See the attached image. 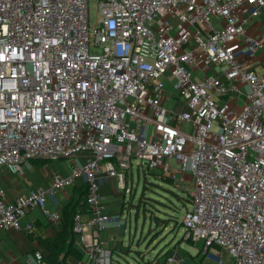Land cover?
Masks as SVG:
<instances>
[{
    "label": "built area",
    "instance_id": "built-area-1",
    "mask_svg": "<svg viewBox=\"0 0 264 264\" xmlns=\"http://www.w3.org/2000/svg\"><path fill=\"white\" fill-rule=\"evenodd\" d=\"M96 10L90 23L88 0H0V167L71 161L13 200L0 187V231L35 236L24 215L58 221L48 197L82 178L87 210L72 227L82 257L67 262L114 264L100 177L125 188L139 159L188 192L183 237L219 249L201 264H264V0H96ZM186 263L176 249L146 262ZM21 264H47L39 245Z\"/></svg>",
    "mask_w": 264,
    "mask_h": 264
},
{
    "label": "rangeland",
    "instance_id": "rangeland-1",
    "mask_svg": "<svg viewBox=\"0 0 264 264\" xmlns=\"http://www.w3.org/2000/svg\"><path fill=\"white\" fill-rule=\"evenodd\" d=\"M96 12V0H88L90 23L95 22ZM139 161L133 160L124 185L126 204L123 212L126 215V231L122 237V246L127 251L113 252V259L116 261L114 264H146L148 260L162 255L171 245L187 263L194 264L207 249H204L202 243L188 242L183 237L184 226L181 222L186 210L190 209L188 192L182 187H177L173 178H165L159 169H148L144 164L137 165ZM33 166L44 174L47 166H52V163L42 162L39 166ZM119 198L118 193V202ZM208 251L205 261H215L219 257L218 248L209 247ZM222 258L229 262L225 254Z\"/></svg>",
    "mask_w": 264,
    "mask_h": 264
},
{
    "label": "crops",
    "instance_id": "crops-1",
    "mask_svg": "<svg viewBox=\"0 0 264 264\" xmlns=\"http://www.w3.org/2000/svg\"><path fill=\"white\" fill-rule=\"evenodd\" d=\"M264 52L258 54L257 58L263 57ZM63 162H58V160ZM52 166H47V171L41 174L37 171V168L31 163L24 164L21 172H12L7 167H0V187L4 188L6 197L9 200H13L17 196L24 194L29 188L39 185L46 186L50 183L51 176L54 172L68 173L70 169V160L66 159H52ZM20 173V174H18ZM18 174V175H17ZM187 180L190 179L188 174L185 175ZM114 181V184H113ZM115 178L108 177L105 173L101 174L100 184L101 192L104 204L106 205L107 212L110 215L109 220L106 223L105 229L101 235L107 246L112 249L113 252H120L123 248L122 237L126 231L125 226H119L120 214L123 212L120 204H122L125 196V189L118 187ZM80 184L79 181L69 188H64L55 196H50L47 199V206L50 210L59 213L62 206L70 198V195L76 189V185ZM124 181V185H125ZM116 188H114V186ZM123 190L122 192L119 190ZM120 194L119 202L117 201V195ZM76 194V192H75ZM118 202V203H117ZM120 207V208H119ZM119 209V210H118ZM34 222L42 230L43 236H53L57 229H59V220L56 222H49L40 209H33L27 212L22 218V223ZM38 245L36 238H31L30 234H26L23 230H2L0 231V264H21L24 261L26 255L32 252V250ZM73 260L72 257H68Z\"/></svg>",
    "mask_w": 264,
    "mask_h": 264
},
{
    "label": "trees",
    "instance_id": "trees-1",
    "mask_svg": "<svg viewBox=\"0 0 264 264\" xmlns=\"http://www.w3.org/2000/svg\"><path fill=\"white\" fill-rule=\"evenodd\" d=\"M52 159H44V158H32L29 159L26 163H31L33 165L39 166L42 162L47 163L51 162ZM24 163V164H26ZM23 164V166H24ZM128 170L125 171V180L128 175ZM158 175V174H157ZM80 184L76 185V189L71 193L70 198L67 202L62 206L59 218L60 227L57 229L56 233L53 236H43L41 228L35 225L37 232L35 236L30 234L31 238H36L39 247L43 251L44 260L47 264H69L67 262L68 257H72L73 261H77L82 257L81 251L74 245L75 233L73 232V218L75 213L82 208L83 210H87L86 207V195H87V183L82 179H78ZM76 182V183H77ZM76 183H74L73 187ZM69 188V187H68ZM76 192V194H75ZM132 195V194H131ZM129 195V196H131ZM132 197V196H131ZM184 201V198H182ZM188 201L190 199L188 198ZM123 204V205H122ZM122 208L126 204L123 198ZM166 221V220H165ZM34 223V222H33ZM188 242H193L188 240ZM174 248L173 245L169 246L162 255L158 258L161 261L164 256L169 254ZM126 248H121L120 252H126ZM202 251V250H200ZM208 249L201 255L199 261H195L194 264H199L205 262V258L208 254ZM194 257V256H192ZM192 259V258H191ZM198 262V263H197ZM189 264V263H186ZM193 264V263H190Z\"/></svg>",
    "mask_w": 264,
    "mask_h": 264
}]
</instances>
